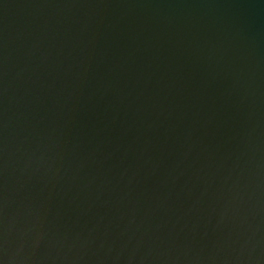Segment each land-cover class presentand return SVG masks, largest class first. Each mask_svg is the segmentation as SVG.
<instances>
[{"label": "water", "instance_id": "95a60500", "mask_svg": "<svg viewBox=\"0 0 264 264\" xmlns=\"http://www.w3.org/2000/svg\"><path fill=\"white\" fill-rule=\"evenodd\" d=\"M0 264H264V0H0Z\"/></svg>", "mask_w": 264, "mask_h": 264}]
</instances>
